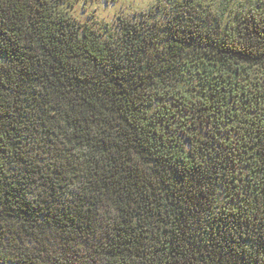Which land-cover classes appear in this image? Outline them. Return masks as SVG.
<instances>
[{
    "label": "trees",
    "instance_id": "1",
    "mask_svg": "<svg viewBox=\"0 0 264 264\" xmlns=\"http://www.w3.org/2000/svg\"><path fill=\"white\" fill-rule=\"evenodd\" d=\"M62 3L0 0V264H264V3Z\"/></svg>",
    "mask_w": 264,
    "mask_h": 264
},
{
    "label": "rangeland",
    "instance_id": "2",
    "mask_svg": "<svg viewBox=\"0 0 264 264\" xmlns=\"http://www.w3.org/2000/svg\"><path fill=\"white\" fill-rule=\"evenodd\" d=\"M183 0H64L61 8L81 23H87L95 27L109 24L117 28L119 17H127L133 20H141L142 17L153 14L161 16L171 11L176 2ZM204 5L214 10L246 9L249 3L264 0H201ZM5 264H14L6 262Z\"/></svg>",
    "mask_w": 264,
    "mask_h": 264
}]
</instances>
